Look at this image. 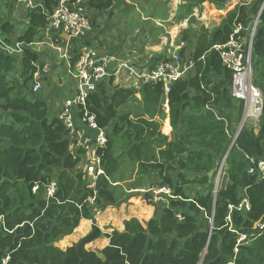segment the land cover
Returning a JSON list of instances; mask_svg holds the SVG:
<instances>
[{
  "label": "trees",
  "instance_id": "obj_1",
  "mask_svg": "<svg viewBox=\"0 0 264 264\" xmlns=\"http://www.w3.org/2000/svg\"><path fill=\"white\" fill-rule=\"evenodd\" d=\"M36 1L18 33L21 26L7 15L18 0H0V39L8 45L21 43L19 56L0 48V264L7 257L8 264H264V178L248 173L252 159L264 160V110L259 130L244 125L231 147L244 103L231 95L232 71L213 49L229 40L237 24L248 28L258 17L253 82L264 95V0L238 4L215 29L202 26L195 42L190 29L182 31L196 65L168 95L170 138L157 120L166 111L160 83L143 85L141 99L134 88L112 80L100 82L90 96V110L99 126L107 127L109 138L99 150L106 175L96 181L97 208L119 200L116 146L123 144L140 177L156 171L158 185L171 187L176 196L160 202L162 209L145 226L133 218L125 230L108 234L88 205L93 189L69 151V131L58 117L51 118L49 103L34 91L35 76L44 64L30 45L42 40L47 12L57 0ZM86 1L88 10L106 11L114 5V0ZM205 1L222 10L231 0H184L178 18ZM77 40L74 51L79 49ZM74 51L73 70L79 55ZM163 56L156 55L158 60ZM133 102L136 109L122 111ZM228 150L225 175L215 192L217 169ZM56 174L59 186L46 199L44 187ZM35 184L40 185L36 193ZM246 197L250 210L235 209L229 222L228 206H238ZM84 219L93 222L90 232L66 250L58 248L55 242L72 234ZM242 233L247 239L238 243ZM102 236L109 244L93 249Z\"/></svg>",
  "mask_w": 264,
  "mask_h": 264
},
{
  "label": "built area",
  "instance_id": "obj_2",
  "mask_svg": "<svg viewBox=\"0 0 264 264\" xmlns=\"http://www.w3.org/2000/svg\"><path fill=\"white\" fill-rule=\"evenodd\" d=\"M18 2H22V5L27 9L35 8L39 4L36 0H18ZM87 4L86 0H57L52 10L47 12L48 26L45 33L52 32L55 34L51 39L52 47L62 59L70 62L71 69L72 51L75 49L71 42L87 37L94 28ZM257 22L258 17L254 28ZM254 28L251 40L248 43L244 38L245 27L240 23L235 26L226 43L213 46V49L219 52L223 66L232 71L231 95L244 103V114L231 147L244 125H250L256 132L259 130L264 110L263 92L253 82L252 39ZM62 34L68 35V40H64ZM20 47L21 43L17 41L12 45H8L0 39V48L11 54L19 52ZM75 51L79 53L75 68L72 69V76L77 80L75 94L62 101L57 117L69 131V151L73 153L74 159H79L78 168L88 181V186L93 189V194L87 199V202L90 207L94 208L96 216L103 211V208H97L98 206L95 204L98 201L96 181L98 177L106 175L102 154H99V150L107 146L109 138L107 127L99 126L95 114L90 110V96L97 91L100 82L125 73L127 78L137 87L160 83L165 97V107L168 110V95L173 85L194 72L196 61L191 54H183L180 46L170 51L167 50L163 56L164 58L160 60L156 56L153 57L143 69H139L134 64L129 63L128 60H123L117 55L103 53L97 47H87ZM49 69L50 65L44 64L43 70L47 71ZM40 88L41 83L36 82L34 91L37 92ZM207 108L210 109L209 105H207ZM76 114L79 116V123ZM228 153L229 151L223 156L217 169L215 192H217V188L225 175ZM256 172L260 174L261 178H264V160L256 163L252 159V165L248 169V173L254 174ZM58 186V182L53 179L48 186L44 187L45 198L54 197ZM39 188L40 185L35 184L33 192L36 193ZM153 195L156 203H167L171 198H176L173 189L168 186L153 189ZM228 209L227 220L231 222L232 212L235 209L250 210V202L246 197L238 206L230 204ZM178 217L179 219L182 218L181 215H178ZM100 229L102 228L100 227ZM239 236L238 243H242L247 239V235L244 233ZM9 258H5L3 264H8ZM200 264H202V261Z\"/></svg>",
  "mask_w": 264,
  "mask_h": 264
},
{
  "label": "crops",
  "instance_id": "obj_3",
  "mask_svg": "<svg viewBox=\"0 0 264 264\" xmlns=\"http://www.w3.org/2000/svg\"><path fill=\"white\" fill-rule=\"evenodd\" d=\"M145 1L147 3H144L143 0H114V5L109 10L97 11L94 9H89V16L94 22V28L86 38H80L77 40V46L79 50L85 49L87 47H97L103 53H107L108 55L114 54L123 60H128L129 63L134 64L139 69L145 68L157 54L164 55L167 50L170 51L179 46L182 47V50H185V54H191L193 49L188 47L182 40L181 33L186 29H190V22L193 17L201 20L206 19L205 13H202L200 9L203 6L206 7L209 1L203 2L200 6L196 7L190 15L184 18H178L179 14L181 13L179 12V6L181 4L180 1L171 0L168 3V6H161L160 4V2H166V0H159L158 2L156 0H151V3L147 0ZM22 4V2H17V4L15 3V6L18 8V10L21 8H26ZM177 4L178 6L173 8V11L171 12L172 7ZM209 5L217 9L211 2ZM27 11L28 9L25 11V14ZM145 11L148 12V16L145 15ZM217 11L222 13L223 10ZM127 20L130 25L129 31L127 30L125 23ZM143 22H146V24L147 22H151V24L150 26L147 24V26L143 24ZM113 24L116 25V27H114ZM138 24H142L141 32H139V29H135V26ZM202 26L210 29L206 23H204ZM43 33L44 35L41 36L42 40L38 42L46 44V46L48 45L50 50L53 51L52 55L57 57L58 54L53 49L51 43V39L55 36V34L52 32L45 33V29ZM149 33H154V35L150 36ZM246 34L247 36L244 35V38L248 43L251 40V38H248V30ZM62 38L64 40H68L69 37L68 35L62 34ZM71 44L74 46L73 41ZM188 48L190 49V52H187ZM36 51L39 53L38 50ZM47 58V54H45L44 57L40 56V61L44 59L49 62V59ZM59 59L60 65L65 64L62 67L65 68V71L62 75L64 81L62 84H59L54 88L52 94L55 96L52 95L48 97L46 94H43L42 96L49 104L50 100L55 102L54 108L52 106L53 112H50L51 118L54 116L57 117L62 101L73 96L77 86V80L72 76L73 70L71 69L70 62L62 59L61 57ZM46 61L41 62H43V64H49L46 63ZM51 68L52 67L50 66L49 70H51ZM70 78L72 79V82L68 83ZM111 80L113 81L114 85H119L126 88H134L136 93L140 94L139 91L141 87L134 86V83L127 78L125 73L118 74L105 81L110 83ZM47 81L48 83L52 84V78H49ZM166 112V124L168 123V129L167 131L164 130L163 132H166L169 135L172 132V126L170 124L169 118V107L168 110L166 109ZM76 118L77 122L79 123L80 120L78 114H76ZM83 221L88 222L89 225L92 224V221L89 219ZM103 232L105 234L109 233L107 229L103 230ZM107 244H109V238Z\"/></svg>",
  "mask_w": 264,
  "mask_h": 264
},
{
  "label": "rangeland",
  "instance_id": "obj_4",
  "mask_svg": "<svg viewBox=\"0 0 264 264\" xmlns=\"http://www.w3.org/2000/svg\"><path fill=\"white\" fill-rule=\"evenodd\" d=\"M147 1H149L150 3L152 2L151 0H147ZM156 1L158 2L159 0H156ZM170 1L171 0H166V2H160V4L161 6H168V3ZM176 1L181 2L179 6V12L183 11L182 7L184 4L182 2L184 0H176ZM143 2L147 3L145 0H143ZM242 2L252 3L253 0H231V2L228 3L224 9H222L223 10L222 13L220 11H217L220 9H215L213 6H210L209 5L210 1L206 7L204 6L201 7L200 10L202 13L203 12L205 13L206 19L201 20V19L194 18V17L191 19L190 32L192 33L191 35L193 36V41L194 42L196 41L197 34H199V29L202 27L204 23H206V25L210 29L212 30L215 29L216 27L221 25L224 19L227 18L228 12L234 10L235 7ZM177 6L178 4L174 5L171 9V12L173 11V8H176ZM26 10L27 8H24V9L21 8L18 10V8L13 3L12 7L7 12V15H9V18L13 21H16L21 26L20 33L24 30V26L27 23V19H25ZM147 13L148 12L145 11V15L148 16ZM125 23H126L127 30L129 31L130 25H129L128 20ZM143 24L145 25L148 24L150 26L151 22H147V24L146 22H143ZM254 25H255V22L252 21L250 23V26L246 28V30L244 31V35L247 36L246 32L248 30V35H249L248 38H251L252 36ZM113 26L116 27V25L114 24ZM141 27H142V24H138L137 26H135V29H139V32H141ZM149 34L150 36L154 35V33H149ZM13 39L14 40L16 39L15 34L13 35ZM252 42H253V39H252ZM47 46L46 44L40 43L38 41H36L35 44L30 45L31 48L39 51L40 56L44 57L45 54L48 55L47 59H49V62L44 59H42L41 61H46V63H49V65L52 68L51 70H47V72L44 71L43 69L40 70L38 75L35 76L34 83L42 82L40 90H38L37 92L35 91L36 94H38L39 96H43V94H46V96L49 97L53 95L52 92L54 88L57 87V85L62 84L64 81L62 75H63V72L65 71V68H62V67L65 64L60 65V59H59L60 57L58 55L57 57H54L52 55L53 51L50 50L49 46L48 47ZM187 52H190L189 48ZM20 53L21 52L19 51V52H14L13 54L19 56ZM49 78L50 79L52 78V84L48 83L47 80ZM68 81H69L68 83H71L72 79L70 78ZM136 96L138 99L142 98L139 93L138 94L136 93ZM52 106L54 108L55 102H52L50 100V104H49L50 112H53ZM137 106L138 104L136 102H133V105H131L130 108L124 107L122 111H126V112L132 111L136 109ZM243 114H244V109H243ZM166 118H167L166 111H164L160 115V118H157V120H160L162 132L164 130L167 131V128H168V126L166 128ZM238 125H237V128H238ZM171 133L168 135L166 132H163V134L168 136L169 138L171 137ZM233 141H234V138H233ZM116 153L120 161L119 171L116 175L117 180H119V182L114 183V186L118 187L116 189V192L118 193L119 200L115 204H111L109 202L104 203L105 208L103 209L101 214L96 215V218L98 220V225L103 230L107 229L109 233L114 230H117V231L125 230L126 222L133 218L137 219L139 223L145 226L146 223L152 217H154V215L159 213V211L162 209V205H164L163 203H156L153 199V196H154L153 189H160L161 187H163V186L158 185L159 178H158L157 172L154 170H151L148 174L144 176V178H142L138 174L139 166L133 163L129 159V157L126 156L125 154L126 148L124 144L122 145L121 148L119 145L116 146ZM54 179L55 181L59 183V180L57 179V174L55 175ZM84 220H88V219H84ZM209 222L211 224L212 219H209ZM92 225H93V222L91 225H89L88 222L82 221L72 234L60 237L55 242V245L61 250H66L68 247L77 243L78 241H80L82 237L87 235L90 232ZM107 243H108V237L102 236L95 243H93L91 247L97 250V249L103 248V246H106Z\"/></svg>",
  "mask_w": 264,
  "mask_h": 264
},
{
  "label": "water",
  "instance_id": "obj_5",
  "mask_svg": "<svg viewBox=\"0 0 264 264\" xmlns=\"http://www.w3.org/2000/svg\"><path fill=\"white\" fill-rule=\"evenodd\" d=\"M256 28H257V24H256V27L254 28V36H255ZM253 38H254V37H253ZM230 148H231V147H230ZM230 148H229V150H230ZM229 150H228V151H229ZM213 173H214V172H211V175H213Z\"/></svg>",
  "mask_w": 264,
  "mask_h": 264
}]
</instances>
